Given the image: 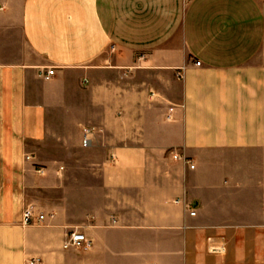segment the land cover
<instances>
[{
	"label": "crops",
	"instance_id": "crops-1",
	"mask_svg": "<svg viewBox=\"0 0 264 264\" xmlns=\"http://www.w3.org/2000/svg\"><path fill=\"white\" fill-rule=\"evenodd\" d=\"M32 260L264 264V0H0V264Z\"/></svg>",
	"mask_w": 264,
	"mask_h": 264
},
{
	"label": "built area",
	"instance_id": "built-area-1",
	"mask_svg": "<svg viewBox=\"0 0 264 264\" xmlns=\"http://www.w3.org/2000/svg\"><path fill=\"white\" fill-rule=\"evenodd\" d=\"M201 63L197 62L196 66H200ZM56 73L55 68H48L45 72H42V77L45 80H50ZM179 78H182V74H178ZM171 112L173 109L170 110ZM95 130L92 128H84L83 130V142L85 145L89 144L91 137L94 136ZM172 157L175 161H181L186 165H190L191 169L195 167L191 164V162L186 158L184 155L174 152L172 153ZM27 161L31 160V157H26ZM37 174L43 175L44 170L38 169ZM177 204H181V201H177ZM187 206V204H186ZM191 216H195V212L190 213ZM54 216L51 215L50 218ZM46 221V217L42 213H36L32 206L27 207L23 212L22 224L24 226H40ZM93 241L88 238L85 234L78 231L71 232L64 242L63 248L70 249V248H84L88 249L92 246ZM207 252L210 256H222L225 255L227 252V245L224 239L218 237H208L207 238ZM38 260H32L29 264H39Z\"/></svg>",
	"mask_w": 264,
	"mask_h": 264
}]
</instances>
